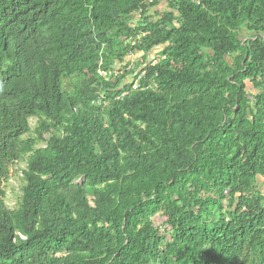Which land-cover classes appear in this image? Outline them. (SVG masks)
<instances>
[{"label":"trees","instance_id":"16d2710c","mask_svg":"<svg viewBox=\"0 0 264 264\" xmlns=\"http://www.w3.org/2000/svg\"><path fill=\"white\" fill-rule=\"evenodd\" d=\"M155 8L0 0V264H264V0Z\"/></svg>","mask_w":264,"mask_h":264},{"label":"rangeland","instance_id":"374dc122","mask_svg":"<svg viewBox=\"0 0 264 264\" xmlns=\"http://www.w3.org/2000/svg\"><path fill=\"white\" fill-rule=\"evenodd\" d=\"M163 10H166V4H164L161 7H157L154 9V11L161 12ZM161 50V48H155L153 49L150 53L147 54L145 58V63L144 65H148L154 62V60L157 59L158 52ZM142 54H136L131 57H128V61H133V60H140L141 61ZM142 63V62H141ZM142 69V67H140ZM138 72V71H137ZM132 77H129L126 80V83L131 82ZM248 90L252 91L251 85L247 82L246 83ZM252 93H254L252 91ZM36 125V119H30L29 120V126L31 129H34ZM42 145H37V147H41ZM24 163H18L15 165H12L9 168V174H8V179L2 183V189L5 192V196L3 198L4 204L8 209H13L17 203L19 202L20 199V186L22 184L21 182V170L24 168ZM258 181L261 183L263 182L262 178H259ZM263 189V188H262ZM154 223L156 226L161 225L163 223V219L160 216H156L153 219Z\"/></svg>","mask_w":264,"mask_h":264},{"label":"built area","instance_id":"2783aa9c","mask_svg":"<svg viewBox=\"0 0 264 264\" xmlns=\"http://www.w3.org/2000/svg\"><path fill=\"white\" fill-rule=\"evenodd\" d=\"M99 75H100L102 78L106 79V80H107V77L109 76V74L106 73V72H99ZM138 80H139V77H137L136 80L132 81V89H133V90L137 89V87H138Z\"/></svg>","mask_w":264,"mask_h":264},{"label":"crops","instance_id":"0c3cea01","mask_svg":"<svg viewBox=\"0 0 264 264\" xmlns=\"http://www.w3.org/2000/svg\"><path fill=\"white\" fill-rule=\"evenodd\" d=\"M156 1V3H157V7L159 6V7H161V6H163L164 4H166V1L167 0H155Z\"/></svg>","mask_w":264,"mask_h":264}]
</instances>
